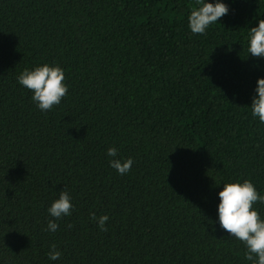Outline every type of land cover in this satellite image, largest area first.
Here are the masks:
<instances>
[{
    "label": "trees",
    "instance_id": "trees-1",
    "mask_svg": "<svg viewBox=\"0 0 264 264\" xmlns=\"http://www.w3.org/2000/svg\"><path fill=\"white\" fill-rule=\"evenodd\" d=\"M203 2L229 12L200 35L196 0H0V264H253L218 194L250 180L264 196V58L248 51L264 0ZM44 64L68 87L51 111L18 82Z\"/></svg>",
    "mask_w": 264,
    "mask_h": 264
},
{
    "label": "clouds",
    "instance_id": "clouds-1",
    "mask_svg": "<svg viewBox=\"0 0 264 264\" xmlns=\"http://www.w3.org/2000/svg\"><path fill=\"white\" fill-rule=\"evenodd\" d=\"M197 5H202L198 10L191 11L188 17L189 28L193 34H205L206 30L214 23L228 14L229 8L225 3H205L203 0H196ZM249 53L256 58H264V19H260L258 27L250 29ZM65 72L59 66L36 67L29 71L25 69L19 76L18 82L26 89L32 91V99L36 102L41 111H51L54 106H58L62 98L68 92V87L64 83ZM256 97L253 98L251 109L252 115L258 117L264 123V79L257 80L255 89ZM116 148H109L107 155L117 156ZM131 158L125 162L118 159L110 161V166L121 175L131 171L133 165ZM220 203L218 205V218L222 229L226 230L231 237L243 242L247 248L245 258L253 261V264H264V219L255 210L254 204L264 203V196H261L254 184L250 180L243 183H227L223 185V190L219 192ZM73 205L69 194L62 190L59 198L55 200L48 209L49 214L55 219L72 214ZM93 220H98V226L102 231H107L105 227L109 217L107 215L97 218L95 213L91 214ZM72 227L71 224L68 225ZM58 224L50 220L48 230L55 232ZM62 253L56 250V245H51L48 253L50 260H58Z\"/></svg>",
    "mask_w": 264,
    "mask_h": 264
}]
</instances>
